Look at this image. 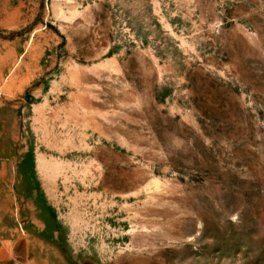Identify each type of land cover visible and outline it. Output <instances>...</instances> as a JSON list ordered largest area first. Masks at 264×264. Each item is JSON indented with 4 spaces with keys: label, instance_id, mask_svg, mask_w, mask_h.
Here are the masks:
<instances>
[{
    "label": "rangeland",
    "instance_id": "1",
    "mask_svg": "<svg viewBox=\"0 0 264 264\" xmlns=\"http://www.w3.org/2000/svg\"><path fill=\"white\" fill-rule=\"evenodd\" d=\"M0 264H264V0H0Z\"/></svg>",
    "mask_w": 264,
    "mask_h": 264
}]
</instances>
